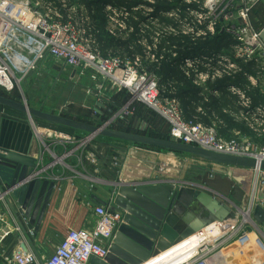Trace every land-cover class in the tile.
I'll use <instances>...</instances> for the list:
<instances>
[{"label":"rangeland","instance_id":"374dc122","mask_svg":"<svg viewBox=\"0 0 264 264\" xmlns=\"http://www.w3.org/2000/svg\"><path fill=\"white\" fill-rule=\"evenodd\" d=\"M166 1L168 3L177 1L179 4L170 11L159 12L156 11L155 7L158 4L157 0H115L116 4L105 7L101 14L106 18L105 32L107 36L109 35L108 37L117 41L112 42L108 40L106 35L101 33L98 23L95 21V16L99 15L97 9H90L80 2L73 3L72 0H31L33 5L40 8L44 13L54 12L59 14L64 23H75L78 17L81 18L83 15L85 21L89 24L86 37L92 48L104 58L118 57L123 62L132 64L139 61L140 71H146L149 76L155 77L161 94L160 99L172 98L179 102L184 121L194 125L200 124L203 128L217 125L219 138L237 143L249 140L253 145L258 144L260 149H264V124L258 127L255 125L254 118H246L241 112V108L237 107L232 92L226 93L224 91V93H221L211 89L215 81L214 77L220 75L225 78L228 76L227 72L220 69H209L204 72L206 66L201 65L190 68L188 65L185 67L182 63L175 62L174 65L180 70L179 73L183 74L187 80H191L194 90L198 94L197 100L192 101L191 99L190 102L186 101V104L178 98L168 96L177 92L176 89L179 83L177 78H174V80L172 78L169 81L170 84H162L160 77L155 73V70L162 66L164 60L172 63V59L178 58L179 40L182 39L184 42L190 41L197 44L204 41L203 38L206 34L216 36L219 31H222V28L226 27L227 30V25L230 23L224 19V21L215 24L216 22L212 20L214 18L213 13L218 16L221 11H231L235 13L234 17L236 18L239 14L238 7L241 6L243 0ZM249 3V7L251 6V23L254 30L260 31L264 28V1L250 0ZM225 33L226 39L222 41L221 52L229 57H234L238 39L233 34ZM204 55H208V53H197L194 56L203 57ZM240 61L245 64L246 60ZM196 70L209 76L204 86L200 87L194 84L193 75H196ZM94 77L98 81L94 80ZM98 82L101 84L105 82L103 91L99 92L97 89ZM3 91L10 95L17 94L20 98L19 101H26L33 108H43L44 111L57 112L70 117L76 116L75 118L92 121L98 126L109 124L113 128L118 123L124 125L129 131L139 130L149 134H153L157 129L161 130L163 134H167L171 128L168 121L162 117L158 110L152 108L149 104L132 102L133 98L130 92L122 87L120 83H108L94 70L82 72L81 69L61 65L51 58L46 61L41 71L29 74L20 85V88H16L13 92H7L4 89ZM121 94H126L127 100L123 104L118 102L119 108L115 109L113 107L118 104L117 100ZM253 100L255 101V99ZM258 101L264 106V101L261 99ZM253 105L257 106L255 102H253ZM128 107V112L132 113L130 116L124 110ZM83 112H89L91 115H82ZM95 112H102V115H97ZM118 112H122L123 114H120L122 116L117 118L116 122H112ZM185 112H188V114H185ZM194 112L198 113L193 114ZM232 124L236 126L232 127ZM255 129L258 131L256 132ZM42 130L49 131L50 129L44 127ZM52 138L60 140V136L53 133ZM85 140L83 141V148L87 153L90 149L88 146L91 143H86ZM124 144L129 147L156 151L127 142ZM156 152L172 153H167L168 151L164 150ZM174 154V161L162 162V168L165 167V170L171 176L173 174L178 175L175 180L179 182L176 183H194L192 178L197 174H202L207 169L192 156ZM243 174L246 175L242 178L247 182V197L242 209L245 208L244 210L248 211L251 208V201L255 203L260 201V196L264 199V176L256 171L243 172ZM150 183L155 184L151 181ZM150 183L148 181L132 182L128 186L136 187L149 185ZM239 216L235 221L238 226L242 223L245 224L247 221L241 217L242 215L239 214ZM251 235L254 236V241L248 247L243 248L241 246L243 244L242 240L245 237H251ZM244 238L236 240L235 243L231 244L232 246L227 247L224 253L232 247L239 246L242 252L245 249V255L241 259L243 264H249V262L257 259L263 263L264 241L262 238L254 234L253 231H250ZM181 245L161 256L158 261H153L152 264H174L176 262L173 261L174 253L178 251ZM237 255L240 257V252ZM238 257H236L237 260H239Z\"/></svg>","mask_w":264,"mask_h":264},{"label":"built area","instance_id":"2783aa9c","mask_svg":"<svg viewBox=\"0 0 264 264\" xmlns=\"http://www.w3.org/2000/svg\"><path fill=\"white\" fill-rule=\"evenodd\" d=\"M249 1L243 0L241 6L238 7L239 14L236 18L234 17L235 13L231 11H221L218 16L213 13L212 20L216 22L215 24L224 21V19L230 23L227 25V30L226 27L222 28V32L233 34L238 39L234 57H229L223 52L210 53L203 57L194 55L186 57L181 63L190 68L206 66L204 72L209 69H220L227 72L228 75L240 70L237 64V62H241L240 60H246L245 63H255L257 65L256 76H249V80L252 86L264 92V42L261 38L264 28L260 31L254 30L250 19ZM88 27L89 24L83 15L81 18L78 17L75 23H64L59 14L44 13L40 8L34 6L31 0H0V88L7 92H13L16 88H20L29 74L41 71L46 61L51 58L61 65L81 69L82 72L94 70L108 83H120L130 92L133 98L132 102L149 104L159 111L171 126L170 137L173 141L216 153L264 160V149H260L258 144L253 145L249 140H245L243 143L228 142L218 137L217 125L203 128L200 124L194 125L184 121L179 102L172 98L160 99L161 94L155 77L149 76L146 71H140L139 61L132 64L123 62L118 57L104 58L95 51L86 37ZM206 36H204V40L209 37V35ZM195 73L196 75H193L194 84L200 87L204 86L209 76L203 75L197 70ZM220 77L222 76L214 77L215 81ZM98 83L97 89L99 92L103 91L105 82ZM230 90L232 94L240 98L243 115L249 119L254 118L255 125L258 127L264 124V106H254L253 99L236 87H232ZM124 110L129 113V107ZM120 114L123 113L119 112L112 122L117 121V118L122 116ZM130 115L132 113L128 114V116ZM255 131L258 130L255 129ZM57 135L65 141L73 140L68 135ZM215 168L229 170L218 166ZM214 194L224 199L223 196ZM2 198L0 195V201ZM252 209L251 206L249 209L250 218L245 224L242 223L240 226L236 224L235 221L239 217L237 215L234 220L214 223L196 234L201 237H217L216 243L205 250L203 253L205 255L195 254L188 264H213L211 261L213 257L221 256L227 247L229 248L236 240L243 239L250 231H253L264 241V228H257L252 221ZM95 215L97 216V225L93 231L86 229L69 231L54 254L47 260L40 262L33 252L17 251L11 257H4V263L90 264L93 258L105 259L109 254V240L114 237L116 229L123 223V214L113 211L112 208L98 206L95 208ZM0 221L5 222L1 215ZM247 239L249 240L245 237L242 240L243 248L249 246V244H245ZM239 252L240 257L238 258L245 255V249L243 252ZM249 264H256V262L254 260ZM260 264H264V262H260Z\"/></svg>","mask_w":264,"mask_h":264},{"label":"water","instance_id":"95a60500","mask_svg":"<svg viewBox=\"0 0 264 264\" xmlns=\"http://www.w3.org/2000/svg\"><path fill=\"white\" fill-rule=\"evenodd\" d=\"M261 38L264 42V30ZM0 104L26 113L32 119L85 132L91 138H112L189 155L207 168L192 178L194 183H187L193 187L172 183L136 187L117 185L112 210L119 212L115 207L120 210L123 223L109 240L108 256L105 259L93 258L91 264H144L214 223L234 220L241 213L247 197L243 172L256 171L264 176V160L257 158L221 154L171 139L128 133L113 129L109 124L95 126L1 95ZM5 152V155L0 153V178L5 183L2 191L13 189L11 198L17 202L19 213L29 221V228L38 231L55 183L35 178L34 160H19L11 152ZM14 161L18 162L16 167L12 165ZM259 200L261 202L255 204L251 201V219L261 229L264 228V199L260 196Z\"/></svg>","mask_w":264,"mask_h":264},{"label":"crops","instance_id":"0c3cea01","mask_svg":"<svg viewBox=\"0 0 264 264\" xmlns=\"http://www.w3.org/2000/svg\"><path fill=\"white\" fill-rule=\"evenodd\" d=\"M240 63L237 62L239 71L231 72L225 78L220 77L214 81L215 86H211V89L215 92L231 93L230 89L236 87L252 99L257 98L253 102L261 105L262 103L258 100L264 101V92L252 86L249 80V76H256L257 65ZM217 83L221 86L216 87ZM2 91L0 88V92ZM11 96L20 100L17 94ZM233 97L237 107L241 108L240 98L234 94ZM48 113L80 120L75 118L76 116L70 117L57 112ZM95 113L102 115V112ZM82 115L89 116L91 113L83 112ZM83 122L90 121L83 120ZM44 127L49 128V132L42 130ZM50 132L68 135L73 140L52 138ZM84 139L86 143H91L87 153L83 148ZM124 143L126 142L106 137L91 138L85 132L62 126L56 129L46 122L32 119L26 113L0 104V153L5 155L7 154L5 151H9L19 160H34L35 178L43 182L55 183L39 230L35 231L33 227L29 228V221L19 213L16 207L17 202L11 198L13 189L2 191L5 183L0 178V195L3 197L0 201V215L5 219V222L0 221V264H5L4 257H11L17 251L33 252L40 262H43L54 254L69 231L81 229L93 231L97 225L95 208L114 207L117 185H130L129 183L132 182L143 181L150 183L151 181L155 184L170 182L193 187V185L184 184L185 182L176 183L179 182L175 180L178 175L171 176L165 167L162 168V162L174 161V153L153 152L143 148L129 147ZM14 162L12 165L16 167L18 162ZM115 208L120 212L117 207ZM196 236L198 235L183 242ZM180 244L145 264L158 261L161 256Z\"/></svg>","mask_w":264,"mask_h":264},{"label":"trees","instance_id":"16d2710c","mask_svg":"<svg viewBox=\"0 0 264 264\" xmlns=\"http://www.w3.org/2000/svg\"><path fill=\"white\" fill-rule=\"evenodd\" d=\"M50 1H55V0H50ZM157 1H158V4H156V6H155L157 12H159V11H170V10L176 8L179 4V2H177V1H173L170 3H168L166 0H157ZM159 1H161V2H159ZM72 2L73 3L80 2V3L85 4L90 9H97V11H99V15L95 16V21L98 23V26H99L101 33L106 35V37L108 38L109 41L117 42L114 39L108 37L109 35L107 36V33L105 32L106 18L103 14H101L102 10L105 7L109 6L110 4H116L115 0H72ZM128 6H129V4H128ZM225 34L226 33L219 31L216 36H209L206 40L199 42L197 44H194L190 41L184 42L182 39H181V41L179 40V42H178L179 43V50H177L178 58L172 59V63L168 62L167 60H164L162 62V66L158 67V70L157 69L155 70V73L160 77L162 84H170L169 81L172 78H173V80H174V78H177V81L179 82L178 88L176 89L177 92L175 94H171V95L167 94L168 96L178 98L179 100H182L185 104H186V101L190 102L191 99H192V101L198 99V96H197L198 94L194 90L193 83L191 82V80H187L183 74L179 73L180 70L178 68H176L174 63L177 61L179 63H181V61L184 58L189 57V56H193L197 53H205V52H207V53H209V52L210 53H219V52H221L222 45H223L222 41L224 39H226ZM219 84L220 83H217L216 87H220L221 85H219ZM214 86H215V84L213 85V87ZM0 93L4 97H8L10 99L19 101L15 97L11 96L10 94L5 93L4 91H2ZM126 94L125 95L121 94V96H119L120 98L117 100V103L120 102V104H123L127 100ZM255 99H257V98H255ZM118 105H119V103L116 104L113 108H115V109L119 108ZM185 114H188V112H185ZM140 119H142V118H140ZM77 121L83 122V120H77ZM85 123L95 125L94 123H90V122H85ZM47 124H49V123H47ZM49 126H52L53 128H56V129L61 128V126L53 125V124H49ZM95 126H98V125H95ZM231 126L235 127L236 125L232 124ZM113 129H118V130L128 132V133L143 134V135L153 137V138H159V139H165V140L171 139L169 132L167 134H163L161 132V130H159V129H157L155 131L153 130L154 131L153 134H149L147 132L145 133L143 131L141 132L139 130L129 131V129H126V127L122 124H118V125L116 124V126L113 127ZM136 145H140V144H136ZM140 146L147 147V148H150V149H153L156 151L161 150L159 148L150 147V146H146V145H140Z\"/></svg>","mask_w":264,"mask_h":264},{"label":"bare ground","instance_id":"6f19581e","mask_svg":"<svg viewBox=\"0 0 264 264\" xmlns=\"http://www.w3.org/2000/svg\"><path fill=\"white\" fill-rule=\"evenodd\" d=\"M171 130V128H170ZM245 209V208H244ZM244 209H241L240 215L244 220H249V210L245 211ZM244 212V213H243ZM244 216V217H243ZM240 217V216H239ZM229 229V228H228ZM212 234V233H210ZM253 235L251 237H248L249 240L245 242V244H250L254 241ZM217 237H201L200 235L196 236L195 238H192L186 242H183L180 248L176 253H174V259L173 261H176L174 264H188L190 262L189 260L195 255L202 253V255H205V250L210 248L211 246L215 245ZM241 251V248L239 246L232 247L229 251L226 253H222V255H217L211 259L213 264H243L241 259H243L244 255L241 258L236 259L238 252ZM169 253V252H168ZM256 264H260V260L255 261Z\"/></svg>","mask_w":264,"mask_h":264}]
</instances>
